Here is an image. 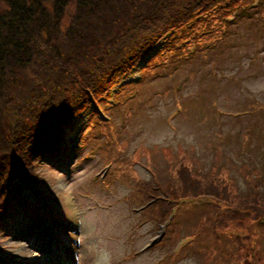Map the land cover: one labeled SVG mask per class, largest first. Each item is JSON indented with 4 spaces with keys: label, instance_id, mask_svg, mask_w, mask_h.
<instances>
[{
    "label": "rangeland",
    "instance_id": "374dc122",
    "mask_svg": "<svg viewBox=\"0 0 264 264\" xmlns=\"http://www.w3.org/2000/svg\"><path fill=\"white\" fill-rule=\"evenodd\" d=\"M258 20L260 28L244 24L214 54L205 52L176 63L171 66L176 70L165 78L150 79L141 87V95L148 91L151 97V89L158 91L151 97L155 107L146 112L137 110L120 122V149L126 160L120 162L122 176L112 186H100L93 180L101 166L96 163L98 154L90 161L82 159L85 148L70 177L58 172L52 176L46 165L36 170L37 175H44L40 189L48 196H57L62 207L59 225L67 244L59 255L68 264H158L162 259L163 264H169L170 248L142 250L153 240L155 227L142 222L148 211L135 214L130 210L143 201V195L134 189V180L139 178L145 180L137 187L148 200H177L173 210L187 209V214L176 220L181 226L174 227V236L198 235V255L191 252L194 245L182 260H169L171 264H264V225L253 222L250 227V222H244V201L264 198V16L259 15ZM8 99L6 96L0 104L12 107L5 103ZM104 146L102 142L95 144L100 156ZM130 159L136 160L131 162L133 166L128 165ZM153 172L156 181L151 177ZM197 189L222 195L238 205V219L217 226H230V238L215 236V228L204 216L196 218L198 215L192 213ZM69 192L75 196L76 219L70 218L73 210L65 203ZM127 194L131 195L125 200ZM211 211L206 212L212 215ZM30 214L31 219L17 222L6 237L0 236V264H12L10 259L47 264V258L42 257L46 226L36 214ZM244 225L245 232L252 233L251 244L258 242L253 252L244 250L234 234L240 231L244 237ZM252 253L257 256L252 257Z\"/></svg>",
    "mask_w": 264,
    "mask_h": 264
},
{
    "label": "trees",
    "instance_id": "16d2710c",
    "mask_svg": "<svg viewBox=\"0 0 264 264\" xmlns=\"http://www.w3.org/2000/svg\"><path fill=\"white\" fill-rule=\"evenodd\" d=\"M210 1L2 0L0 102L8 96L5 103L12 107L0 104V229L10 182L17 184L26 174L38 181L29 161L43 142L49 114H58V125L66 122L74 115L67 101H88L89 81L103 68L118 65L127 50L163 26L208 10Z\"/></svg>",
    "mask_w": 264,
    "mask_h": 264
}]
</instances>
